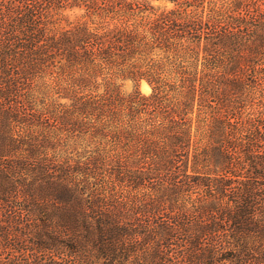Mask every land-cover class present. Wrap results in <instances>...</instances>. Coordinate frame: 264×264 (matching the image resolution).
Segmentation results:
<instances>
[{
	"label": "trees",
	"instance_id": "trees-1",
	"mask_svg": "<svg viewBox=\"0 0 264 264\" xmlns=\"http://www.w3.org/2000/svg\"><path fill=\"white\" fill-rule=\"evenodd\" d=\"M0 264H264V0H0Z\"/></svg>",
	"mask_w": 264,
	"mask_h": 264
},
{
	"label": "rangeland",
	"instance_id": "rangeland-1",
	"mask_svg": "<svg viewBox=\"0 0 264 264\" xmlns=\"http://www.w3.org/2000/svg\"><path fill=\"white\" fill-rule=\"evenodd\" d=\"M131 88H132V85H131L130 82H125L122 85V87H121L122 91H125V92H129L131 90ZM139 90L142 93H148L149 92V87H148V85L144 81H142L140 83V85H139Z\"/></svg>",
	"mask_w": 264,
	"mask_h": 264
}]
</instances>
